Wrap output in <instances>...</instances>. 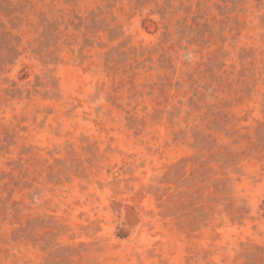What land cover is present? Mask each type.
I'll use <instances>...</instances> for the list:
<instances>
[{
	"label": "rangeland",
	"instance_id": "1",
	"mask_svg": "<svg viewBox=\"0 0 264 264\" xmlns=\"http://www.w3.org/2000/svg\"><path fill=\"white\" fill-rule=\"evenodd\" d=\"M0 264H264V0H0Z\"/></svg>",
	"mask_w": 264,
	"mask_h": 264
}]
</instances>
